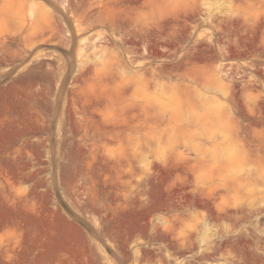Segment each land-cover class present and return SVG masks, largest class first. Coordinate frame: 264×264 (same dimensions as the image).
<instances>
[{"label":"rangeland","instance_id":"rangeland-1","mask_svg":"<svg viewBox=\"0 0 264 264\" xmlns=\"http://www.w3.org/2000/svg\"><path fill=\"white\" fill-rule=\"evenodd\" d=\"M0 264H264V0H0Z\"/></svg>","mask_w":264,"mask_h":264}]
</instances>
